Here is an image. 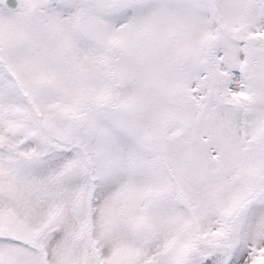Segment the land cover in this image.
Wrapping results in <instances>:
<instances>
[{"label":"snow or ice","instance_id":"snow-or-ice-1","mask_svg":"<svg viewBox=\"0 0 264 264\" xmlns=\"http://www.w3.org/2000/svg\"><path fill=\"white\" fill-rule=\"evenodd\" d=\"M0 264H264V0H0Z\"/></svg>","mask_w":264,"mask_h":264}]
</instances>
